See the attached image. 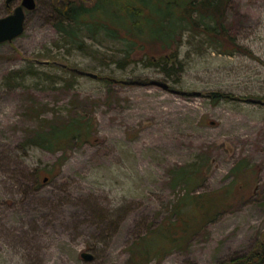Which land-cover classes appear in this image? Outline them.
Wrapping results in <instances>:
<instances>
[{
  "label": "rangeland",
  "instance_id": "1",
  "mask_svg": "<svg viewBox=\"0 0 264 264\" xmlns=\"http://www.w3.org/2000/svg\"><path fill=\"white\" fill-rule=\"evenodd\" d=\"M20 1L0 0V18ZM35 1L0 44V264H264V105L248 101L264 102V0H219L218 52L184 32L128 62L114 45L70 50L54 28L66 0ZM151 80L200 96L126 84ZM75 119L85 134L64 151L38 142ZM178 169L191 184H174ZM187 196L218 214L178 248L158 237L133 258L195 209Z\"/></svg>",
  "mask_w": 264,
  "mask_h": 264
},
{
  "label": "trees",
  "instance_id": "2",
  "mask_svg": "<svg viewBox=\"0 0 264 264\" xmlns=\"http://www.w3.org/2000/svg\"><path fill=\"white\" fill-rule=\"evenodd\" d=\"M220 13L219 0H66L56 9L54 28L70 50L84 52L90 45H114L123 54V61L128 62L136 50H144L146 46L170 48L184 32L206 37L218 52L224 47L226 38ZM84 130L75 119L65 126L52 127L38 134L37 140L47 149L64 151L73 139H82ZM243 167L238 165L232 172ZM174 175V184L183 181L187 186L193 181L192 174L185 169H178ZM186 200L184 206L193 204L195 209L189 215H181L178 211L176 219L153 229L144 245L142 241L133 245V258H147L156 238L178 248L194 233L192 222L193 226L195 223L198 227L205 226L219 212L207 206L201 196H187ZM263 254L264 243L256 249L259 262ZM248 262L243 260L239 264H250Z\"/></svg>",
  "mask_w": 264,
  "mask_h": 264
},
{
  "label": "water",
  "instance_id": "3",
  "mask_svg": "<svg viewBox=\"0 0 264 264\" xmlns=\"http://www.w3.org/2000/svg\"><path fill=\"white\" fill-rule=\"evenodd\" d=\"M15 0H5L6 5H9L10 3L14 2ZM36 7V1L35 0H21L20 4L16 6L12 13L1 17L0 18V44L5 43V42H10L17 37H19L23 32L25 28V12L26 11H33ZM72 72L76 73L77 75L80 76H85L89 77L93 80H97L98 77L95 74L88 73V72H83L78 69H71ZM125 84V82H123ZM126 84H132V85H148V86H155L159 87L165 91H169L173 94L176 95H181V96H200V93L198 92H182V91H177L174 89H171L168 84L157 81V80H151L147 83H139V82H130ZM249 102L253 104H259V105H264L263 101L260 100H248ZM47 178H44V181H46ZM81 257L85 261H92L93 256L89 253H81Z\"/></svg>",
  "mask_w": 264,
  "mask_h": 264
},
{
  "label": "bare ground",
  "instance_id": "4",
  "mask_svg": "<svg viewBox=\"0 0 264 264\" xmlns=\"http://www.w3.org/2000/svg\"><path fill=\"white\" fill-rule=\"evenodd\" d=\"M59 223H62V220H61V221H59Z\"/></svg>",
  "mask_w": 264,
  "mask_h": 264
}]
</instances>
